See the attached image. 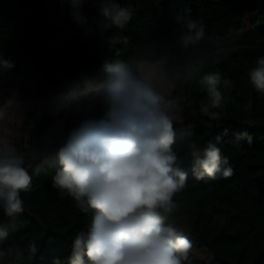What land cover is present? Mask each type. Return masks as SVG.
Listing matches in <instances>:
<instances>
[{
	"label": "trees",
	"instance_id": "obj_1",
	"mask_svg": "<svg viewBox=\"0 0 264 264\" xmlns=\"http://www.w3.org/2000/svg\"><path fill=\"white\" fill-rule=\"evenodd\" d=\"M165 64L181 122L142 131L128 90ZM0 69L38 89L0 164V264H118L161 216L178 264H264V0H0ZM146 209L114 222L127 175Z\"/></svg>",
	"mask_w": 264,
	"mask_h": 264
},
{
	"label": "rangeland",
	"instance_id": "obj_2",
	"mask_svg": "<svg viewBox=\"0 0 264 264\" xmlns=\"http://www.w3.org/2000/svg\"><path fill=\"white\" fill-rule=\"evenodd\" d=\"M140 78L144 85L137 84L128 90L136 104L139 129L153 130L157 122H181L175 106L167 102L175 87L166 77L165 64L141 63ZM37 95V87L24 75L0 69V164L22 142L20 129L34 110ZM149 169L148 165H142L127 175L123 199L109 210L107 219L121 222L146 209L141 183ZM112 239L121 248L119 264H178L182 253H192L200 259L208 255L204 245L161 216L147 218L133 229L118 231Z\"/></svg>",
	"mask_w": 264,
	"mask_h": 264
},
{
	"label": "crops",
	"instance_id": "obj_3",
	"mask_svg": "<svg viewBox=\"0 0 264 264\" xmlns=\"http://www.w3.org/2000/svg\"><path fill=\"white\" fill-rule=\"evenodd\" d=\"M120 250H121V248H120ZM119 253H120V252H119ZM180 253H181V252H180ZM182 254H183V253H182ZM182 254H179L180 257H181ZM180 257H179V260H180ZM119 260H120V258H119ZM119 260H118V264H119Z\"/></svg>",
	"mask_w": 264,
	"mask_h": 264
},
{
	"label": "bare ground",
	"instance_id": "obj_4",
	"mask_svg": "<svg viewBox=\"0 0 264 264\" xmlns=\"http://www.w3.org/2000/svg\"><path fill=\"white\" fill-rule=\"evenodd\" d=\"M126 183H128V182H126Z\"/></svg>",
	"mask_w": 264,
	"mask_h": 264
}]
</instances>
